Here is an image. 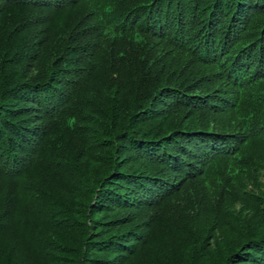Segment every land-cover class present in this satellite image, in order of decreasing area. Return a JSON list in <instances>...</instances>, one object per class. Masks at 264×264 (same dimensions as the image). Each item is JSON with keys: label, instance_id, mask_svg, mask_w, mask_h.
<instances>
[{"label": "trees", "instance_id": "1", "mask_svg": "<svg viewBox=\"0 0 264 264\" xmlns=\"http://www.w3.org/2000/svg\"><path fill=\"white\" fill-rule=\"evenodd\" d=\"M0 264H264V0H0Z\"/></svg>", "mask_w": 264, "mask_h": 264}]
</instances>
